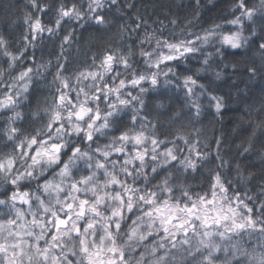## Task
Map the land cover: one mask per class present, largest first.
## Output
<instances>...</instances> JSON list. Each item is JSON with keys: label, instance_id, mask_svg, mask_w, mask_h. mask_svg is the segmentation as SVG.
<instances>
[{"label": "snow or ice", "instance_id": "1", "mask_svg": "<svg viewBox=\"0 0 264 264\" xmlns=\"http://www.w3.org/2000/svg\"><path fill=\"white\" fill-rule=\"evenodd\" d=\"M191 6L27 0L0 30V264H264V0L197 31ZM225 80L246 104L234 154L197 127Z\"/></svg>", "mask_w": 264, "mask_h": 264}, {"label": "trees", "instance_id": "2", "mask_svg": "<svg viewBox=\"0 0 264 264\" xmlns=\"http://www.w3.org/2000/svg\"><path fill=\"white\" fill-rule=\"evenodd\" d=\"M134 2L137 4L139 11L148 18L150 22L157 18L164 19L165 15L169 13L180 19H184L185 17L191 18L193 15L191 0H134ZM230 2L231 0H201L202 7L199 9L201 18L199 25L196 28H193V31H197L199 27H207L214 21L218 22L219 18L227 12ZM26 3L27 0H0V30H4L6 25L13 20L19 21L21 10L24 9ZM5 5L8 7L5 8ZM45 21H48V17H45ZM167 23V20H165V24ZM19 31L20 29H17V34H19ZM79 34L80 30L78 29L77 35ZM84 35L86 36L87 32H85ZM57 44L58 41H55L54 43L46 42L44 48L45 59L49 58L48 53L50 51H58V48L56 47ZM39 55L40 52L37 51V56L39 57ZM72 55H76L75 48H73ZM0 64H2V62H0ZM246 79V76L243 74H240L238 77H233V80L236 81L237 87L240 89L245 88V83L243 81ZM237 87H233L232 80L217 82L215 85L217 94L223 95L226 98V106L223 109V115L214 118L212 111L209 110L202 118L203 123L197 125V127H201L210 138L223 135L226 141L225 150H228L229 147H231V152L233 154L235 152V144L240 143V140L235 138L233 129L240 124L242 110L246 106L245 100L241 98V95L237 92ZM260 95V85L257 83L255 87L251 88L246 102L248 104L255 103L258 107V98ZM177 100H179V94L177 95ZM241 126H246V123ZM250 159L253 162L256 161L254 156ZM207 167L211 168L213 165L209 164ZM251 170L254 173H257L258 178L259 168L254 167ZM204 175H207L206 171L204 172ZM199 181L200 178L198 176L197 180L192 182L195 191H200ZM204 186L206 187L207 185L205 184Z\"/></svg>", "mask_w": 264, "mask_h": 264}]
</instances>
